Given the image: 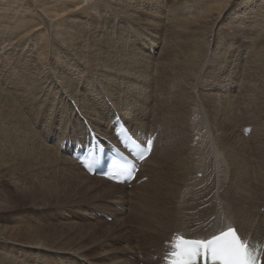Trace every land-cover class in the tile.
Instances as JSON below:
<instances>
[{
  "label": "bare ground",
  "instance_id": "6f19581e",
  "mask_svg": "<svg viewBox=\"0 0 264 264\" xmlns=\"http://www.w3.org/2000/svg\"><path fill=\"white\" fill-rule=\"evenodd\" d=\"M136 1L0 0V88H11L18 107L22 103L31 113H38L47 107L41 119L45 122L48 117L47 125L52 123L51 140L57 141L49 144L44 140L43 133V137L40 138L38 134L34 142L44 145L43 152L47 150L45 153L48 154L46 159L49 156L51 163H60L66 178L86 183L73 189L68 188L70 194L87 192L103 197L100 195L113 191V194L121 197L117 202L112 199L116 203L112 209L92 206L84 210L83 214L89 219L120 217L126 208L127 195L130 196V202L136 197L135 194L142 198L143 208L136 213V230L138 238L143 241L135 242L134 234L125 232L126 224H110L105 230L99 231L92 243L81 246L89 251L83 254L76 247L79 242L76 243L65 233L59 234L50 228L41 232L33 230L28 242H21L9 234L7 227L0 225V244L13 249L14 253L20 247L33 254L46 250L67 257L65 263L58 264H165L164 258L170 251L175 235L208 240L230 227H236L249 247L261 248L264 252V215L256 212L254 219L247 220L246 211L238 214L236 210L226 207L224 198L228 196V191L235 190L237 186L236 178H229L231 167L224 153L227 148H235V145L233 141L228 144L227 137L218 133L220 122L231 119L232 108L239 100L243 106H248L245 112L248 117L251 116L242 121L239 129H242L244 136L240 137L254 140L260 128L257 124L253 126L251 120L258 119L254 117L257 109L255 93L256 81L259 82L257 71L264 67V20L261 21L257 14H249L251 9L257 11L255 9L259 0H223L208 7L207 4L213 0H157L158 4L154 3L156 16L167 21L160 24L162 28L167 26V32L163 34L162 31L158 36L153 30L148 36H142L132 25L129 30L121 25L131 19L135 26L143 30L142 24L138 23L144 20L143 15L138 16L137 13L143 9L139 8L136 12L127 9L129 3L138 6ZM239 4L242 9L237 7ZM123 29L135 32L139 36L138 41L129 35L130 39L123 38ZM121 38L129 42L134 51L142 50L141 53L134 52L129 45L127 50H131L130 53L135 56H127L119 44ZM159 38L167 42V45L157 53L159 56L154 57ZM149 43L153 46L146 47ZM245 46L250 50V60L244 65V72L239 77L235 61H238ZM141 57H145L146 61L142 62ZM235 57L237 59H231ZM130 61H140L141 64L156 62L154 78L151 79V71L145 73L151 80H148V84L152 82V85H148L151 88L148 102L153 101L155 106L151 116H142L133 111L138 110L135 106H139L136 101L139 97L135 98L132 107L119 106L115 104V101L120 100L118 93L113 92L115 97L112 99L101 95L103 88L99 89L94 82V74L105 71L106 67L114 70L116 76L128 73ZM54 62L63 69L65 76L58 73ZM220 68H224V71L218 72ZM253 74L256 77L253 78ZM140 75L135 74L133 78L141 79ZM139 79L133 85L138 90ZM260 84L264 93V82ZM81 88L89 91L90 98L81 97ZM65 93L71 94L79 109H76ZM256 116L260 115L256 113ZM117 117L125 121L142 144L150 137L157 136L152 154L142 162L137 179L131 184H118L104 177L92 176L73 154L64 153L70 151L75 143L92 139L85 121L103 141L117 140ZM247 131H252L249 137H245ZM259 134L264 135V130ZM185 142L184 151L182 144L185 146ZM219 148L221 151H218ZM226 155L230 157L228 153ZM34 161L37 163V158ZM144 177H147L145 182L142 180ZM130 186L132 190H129ZM3 209L4 205L0 204V210ZM69 250L78 252L69 256L66 255ZM8 255H5L3 248L0 249L1 264L6 263Z\"/></svg>",
  "mask_w": 264,
  "mask_h": 264
},
{
  "label": "rangeland",
  "instance_id": "374dc122",
  "mask_svg": "<svg viewBox=\"0 0 264 264\" xmlns=\"http://www.w3.org/2000/svg\"><path fill=\"white\" fill-rule=\"evenodd\" d=\"M217 1L222 2L223 0H213L212 2L207 4V7L212 5L213 3L217 2ZM241 1H239V2H241ZM154 3H157V0H137L136 4L138 6L130 5V3L127 4L128 5L127 9H130V11H132V12L138 11L139 8L143 9V10H139L137 12L138 16H139V14L143 15L144 20L142 22H138V23L142 24L141 26L143 27V30L139 29V27L135 26L133 24L134 20L132 21L131 19H127V22L124 21L121 25L125 26V28H127L128 30L131 28V25H132V28L133 27L136 28L137 31L142 34V36H148V34L151 32V30H153V32L156 36L160 35L162 31H163V34H165L167 32L166 31L167 26H166V28H162L163 26H161V25H162V23H167V21L162 20L161 16H156V13L154 11V10H156ZM235 3L237 4L238 2H235ZM133 7H135L134 10H133ZM237 7L239 9H242L240 4ZM243 10H245V7L243 8ZM255 10H257V11H254L253 9H251L249 11V14H253V15L257 14V16L260 18L261 21L264 20V2H263V0H259V5L256 6ZM159 11L160 10H158V12ZM240 16H241V14H240ZM135 23H137V22H135ZM109 28H110V26H109ZM121 33L123 35V38L130 39L129 36H131L133 40L136 39L138 41L139 36L135 32H133V33L131 31L126 32L123 29V32H121ZM108 36L110 37V35H108ZM123 38H121L122 40L119 41V44L121 43L120 46L122 47V50L125 51L124 53L127 54V56L128 55L129 56H131V55L135 56L134 54L130 53L131 52L130 49H132L134 51V47L132 45H130L129 42H126V40ZM118 39L119 38H117V40ZM158 41L159 42H156L157 43L156 44V52L153 53L154 57L158 55L157 53H159V51H161V49L163 48V46L165 44L167 45V42L162 40V38H159ZM129 45L131 46L129 49L130 51L127 50V48H129ZM149 45L153 46V44L149 43V44H147L146 47H148ZM140 46H141V48H143V45H140ZM245 47H244L245 49L242 48L241 56L240 55L238 56L239 57L238 61L237 60L235 61V62H237L236 63L237 64L236 70H237V76H239V77H240V75L243 74L245 66L247 65L246 63L250 60V58H249L250 50L247 46H245ZM138 48H140V47H138ZM148 50H151V48H149ZM62 51L64 52V49ZM141 51L142 50H137V51L135 50L134 52L141 53ZM152 52H154V50H152ZM119 54H121V52ZM110 57H111V55H110ZM145 59H146L145 57H141L142 62H145L146 61ZM231 59L233 60V59H237V58L235 57V58H231ZM141 63H140V61H139V63H137L135 61H130L128 63V65L131 64L132 67H131V65H129V72H128L129 74L128 73H126V74L121 73V75L117 74V76H116V73L113 72L114 70H112V69L110 70L107 67H106L105 71H103V72H98V71L96 72V73H99L100 75H95L96 73L94 71H91L90 73H93V74L95 73L93 76L95 84L99 87V89H101V88L104 89V90L103 89L101 90L103 92V94H101V95H104L106 97H110L112 99V97L113 98L115 97V96H113L114 95L113 92H116L119 94V97L117 94H116V96L118 98H120V100L115 101V104H117L119 106H123V105H129L130 106L131 105L130 107L134 106L133 101L135 100V98L137 99L139 97V99L136 100L138 102L139 106H135L138 110L133 109V111L135 113H139L142 116L143 115L151 116L153 114V110L155 111V106H153V104H154L153 101H151L150 103L148 102L149 94L151 93V88H149L148 85H152V82L150 84H148L149 81H151V80L149 79V76L148 77L146 76L145 73H148L151 71L152 72L151 79H153L154 78L153 69L155 68L154 64L156 62L154 63V61L153 62L151 61L149 64L143 63L145 65H143ZM53 65L55 66V68L56 67L58 68L57 69L58 73H60L63 76L66 75L64 73L63 69L56 65V62H54ZM217 71L218 72L224 71V68H220ZM66 72H68V71H66ZM62 73H64V74H62ZM70 74H72V73L70 72ZM135 74H136V76H137V74H142V75H140L141 79H139V77L133 78V75H135ZM263 74H264V67H262L259 71H257V77L259 79V82H257L255 80L257 83V84L255 83L256 89H257V91L255 93L256 94L255 106L257 109L255 112L260 116H256V113H255L254 117L255 118L258 117V119L251 120V121H253V123H251V124H254L253 126H255L257 124V127L258 128L260 127V128H259L254 140L253 139L245 140V139H242L240 137V136H244L242 133V129H239L241 124H242V121L247 120V118H251V116L248 117L247 113L245 112V107L247 105L243 106V104L239 103L240 100L232 108L233 111H231V113H232L231 119L230 120L223 119L220 122L221 126L218 128L219 129L218 133L221 132L222 136L225 135L224 137H227L228 144H230L231 141H233V143L235 145V148H230L229 150L227 148L226 149L227 152L224 153V156L227 158V160H229V164L231 167L230 173H229V178H231V177H233L232 179L236 178V186H237L235 188V190L228 191L229 192V193H227L228 196H226L224 198L225 203H226V207H229L233 210H236L235 212H237L238 214H243L246 211L247 220L254 219L256 212H260L262 215H264V207H262V206H264V195H263L264 194V170H263L264 169V158H263L264 157V135L259 134L264 130V93H263V89H262L263 87H261L262 85L260 84V83H262V81L264 82V75ZM259 75H261V77ZM252 77L253 78L256 77L255 74H253ZM138 79L140 80L139 81L140 85H138V87H137V88H139V90L136 88H133L134 83L137 82ZM55 80L59 81L56 77H55ZM237 80H239L238 77H237ZM75 81H77V80H75ZM0 84H2L1 78H0ZM235 89H238V88L235 87ZM253 89H255V87H253ZM3 92H5V93H3ZM88 93H89L88 90H83V88H81V90H80L81 97L83 96L86 99H88V97H89ZM250 93H251V91H250ZM65 94L70 99V101L75 105L76 109L77 108L79 109V106L77 105L75 99L71 96V94L70 93H65ZM134 94H137V95H134ZM140 98H141V100H140ZM257 102H259V104ZM15 103L17 105L18 102L15 98V94L12 92V89L11 88L8 89L6 87V90H3L0 88V110H1L0 111L1 112L0 113L1 114V116H0V144H1L0 145V159H1L0 160L1 161L0 162V204L4 205V209L0 210V225L3 227H7L9 229V231L11 232V233L9 232V234H12L14 238L16 237L15 240H18L21 242H25V241L28 242L29 235L33 230H37V231L41 232V231H44V229L50 228L59 234L65 233L67 235V237L72 238V240H74L76 243L79 242L78 246H76V247H79L78 249H80L81 253H83V254H88L89 251L81 248V246L82 245L88 246L89 243H92L94 241V238L96 237V235L99 234V231L105 230V227L108 228V226L110 224H115L118 226H122L121 224H126V225H124V230L126 229L125 232L134 234L133 239L135 240V242L143 241V239L138 238V234H137V230H136V228L138 227V223H137L138 218L136 217V213L141 212V210L143 208L141 205L144 202L142 200V198L138 197L135 194L136 197L134 198V200L132 202H130L128 200L130 198V196L127 195L126 208L124 210H122L123 214L120 217H115L116 219L113 217L110 218L108 216H104L102 219H99V220L89 219L87 215L83 214L84 210L89 209L92 206H96V207L97 206L98 207L103 206L108 210L112 209V208H114V205H116V203L112 202L113 201L112 199L114 198L115 202H117V200L120 199L121 197H117L115 194L112 193L113 191H111V192L106 191L105 192L106 194L104 193L105 195L104 194L100 195L103 197H99V195L94 196L92 193L87 194V192H84V193H81V192L80 193H76V192L73 193L72 192L70 194V190L68 188L73 189V188H76L78 185H83L86 183L84 181H72V180H69L68 178H66L65 172H64L63 168L61 167L60 163H51L50 160L48 159L49 156L46 159V155H48V154L45 153V151H47V150H45L43 152V150L45 149L44 145H41L37 141L34 142L35 137L36 136L38 137L40 135V138H41L43 133H44L43 135L45 136L44 140L46 142H48L49 144H54L57 141L56 139L51 140L50 136L52 134V129H51L52 123H49L47 125L48 117L45 120V122H42V119H41V115L45 114L44 110L45 109L47 110V107L42 108L41 111L38 113H31L30 110L28 108H26L24 104L21 103L19 105V107H18V105H17V107H15L16 106ZM6 105H8V106H6ZM257 105H258V107H257ZM6 107H7V109H6ZM3 109H6V110L3 111ZM13 114H15V115H13ZM14 116H16V117H14ZM19 118H21V121H19ZM27 120H28V122H27ZM85 123H86V125L89 124L86 121H85ZM222 126H225V127H222ZM253 126H252V128H253ZM42 130H44L45 132H42ZM249 131H250V129H249ZM251 132L250 133L246 132V134L244 133L246 135L245 137H249ZM221 134H219V135H221ZM238 138H240V139H238ZM84 140H86V139H84ZM84 140H81V141H84ZM111 141H114V140H111ZM164 141L165 140L163 139V143H164ZM169 141H171V137L169 138ZM114 142L117 143V140H115ZM236 142H238V143L235 144ZM163 143H161V145ZM32 145H33V147H32ZM243 145H244V149H243ZM4 147H6V148H4ZM21 147L24 151L21 149ZM34 147L36 148V150ZM182 147L185 151L186 150V142H185V146H183V144H182ZM41 148H43V149H41ZM221 148L223 151L224 148L222 145H221ZM27 149H28V151H26ZM39 149L41 151H39ZM219 149H218V151H221V149L220 150ZM234 149H235V151H234ZM29 150H30V152H29ZM232 150H233V152H235L234 154H233ZM237 151H238V153H237ZM244 151H246V152H244ZM160 152H163V154L166 153V151H160ZM186 152H185V154H186ZM34 153H36V154H34ZM43 153H45V154H43ZM64 153H65V155L66 154L69 155V154L73 153V150L71 148L70 151L64 152ZM227 153L230 157H228L226 155ZM31 154H32L33 160L31 159ZM163 154H161V155H163ZM238 154L239 155L241 154L240 157H238L239 156ZM34 155H36V156H34ZM37 155L39 157H37ZM41 155H43L45 157L43 158V156L41 157ZM36 158H37L36 162L38 164L35 163V161H34V160H36ZM38 158L41 159L40 162L38 161ZM230 159L233 162H231ZM47 160H48V162H47ZM181 160L182 159H178V161H181ZM260 160H261V162H260ZM28 161L30 163H28ZM44 161L47 163H44ZM190 162L192 163V159H190ZM238 164H240V165H238ZM254 165H256V167ZM161 171H162V169L159 170V173ZM231 171H232V173H231ZM146 179H147V177H144L142 180H144V182H145V181H147ZM240 179H241V181H240ZM132 189H133V187L130 186L129 190H132ZM134 189H135V187H134ZM67 191H69V192H67ZM64 192L66 195L64 194ZM261 192H263V193H261ZM78 194H80V197ZM252 194H253V196H252ZM61 195H63V196H61ZM89 196L91 198H89ZM68 197H69V199H68ZM227 197H229L228 198L229 200H227ZM251 197H252V199H251ZM255 198H256V200H255ZM236 199H237V201H236ZM240 200H241V202H240ZM250 201H251V203H250ZM140 202H142V203H140ZM248 204H249V206H248ZM255 205H256V207H255ZM259 205H260V207H259ZM62 215H66L65 216L66 218L63 217ZM263 220H264V216H263ZM98 224H99V226H98ZM83 226H85V227H83ZM30 229H32V230H30ZM92 229H94V230H92ZM21 239H23V240H21ZM127 245H130V243H127ZM2 248L5 251V255H8V252L12 253V254H9L7 256L8 258L5 260V262H6L5 264H12V263L13 264H22L23 262H25L26 264H58L60 262L65 263L64 260L67 258V257H64L63 254H58V256H57V255H54V253L48 252L46 250H39V251H36V254H33L29 250H26V249L20 248V247H17V250H15V253H14L13 249L6 247V246H2V244H0V249H2ZM39 249H43V248H39ZM68 252H69V254L66 252L65 253H66V255L70 256V255L76 254L78 251L69 250ZM14 258L19 260V261L14 260ZM21 261H23V262H21ZM0 264H1V262H0Z\"/></svg>",
  "mask_w": 264,
  "mask_h": 264
},
{
  "label": "snow or ice",
  "instance_id": "6c2138e0",
  "mask_svg": "<svg viewBox=\"0 0 264 264\" xmlns=\"http://www.w3.org/2000/svg\"><path fill=\"white\" fill-rule=\"evenodd\" d=\"M184 243L190 244L192 242L184 241ZM242 247L243 245L236 230L229 229L227 233L221 236L213 237L207 242H196L194 247L185 248L184 255L191 260V258L202 256L207 253H211L213 256L226 253L231 256L229 264H237Z\"/></svg>",
  "mask_w": 264,
  "mask_h": 264
}]
</instances>
